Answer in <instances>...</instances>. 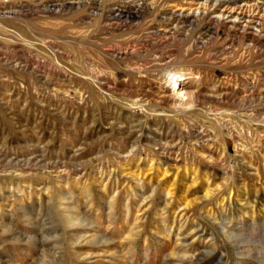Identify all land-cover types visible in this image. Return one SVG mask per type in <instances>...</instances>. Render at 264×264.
<instances>
[{
  "label": "rangeland",
  "instance_id": "1",
  "mask_svg": "<svg viewBox=\"0 0 264 264\" xmlns=\"http://www.w3.org/2000/svg\"><path fill=\"white\" fill-rule=\"evenodd\" d=\"M229 1L0 0V264H264V0Z\"/></svg>",
  "mask_w": 264,
  "mask_h": 264
},
{
  "label": "bare ground",
  "instance_id": "2",
  "mask_svg": "<svg viewBox=\"0 0 264 264\" xmlns=\"http://www.w3.org/2000/svg\"><path fill=\"white\" fill-rule=\"evenodd\" d=\"M231 2L234 4V3H236V0H230V1H229V6H232V4H230ZM229 6H228V7H229ZM233 9L235 10V8H233ZM242 9H243V8H242ZM238 11H239V9H238ZM240 11H241V9H240ZM239 13H240V12H239ZM239 13H238V14H239ZM243 14H244V13H243ZM243 14H241V16H242ZM239 15H240V14H239Z\"/></svg>",
  "mask_w": 264,
  "mask_h": 264
}]
</instances>
